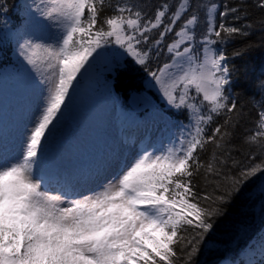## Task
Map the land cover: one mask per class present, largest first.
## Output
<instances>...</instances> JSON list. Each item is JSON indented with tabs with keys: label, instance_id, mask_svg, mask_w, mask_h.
Returning <instances> with one entry per match:
<instances>
[{
	"label": "snow or ice",
	"instance_id": "obj_1",
	"mask_svg": "<svg viewBox=\"0 0 264 264\" xmlns=\"http://www.w3.org/2000/svg\"><path fill=\"white\" fill-rule=\"evenodd\" d=\"M35 7L58 35L51 43L26 39L19 45L44 93L25 126L19 154L0 159V264H193L224 206L264 173V159L255 163V154L243 167L232 160L231 115L206 131L214 115L237 109L226 95L230 69L215 46L242 34L224 22L240 10L225 5L217 25V5L207 7L197 51L199 17L193 12L185 18L190 0H179L174 9L165 3L152 17L111 0H40ZM170 33L169 62L149 75L167 104L187 113V136L159 151L145 149L86 195L69 198L45 190L34 169L45 162L52 130L92 61L112 45L145 66ZM244 143L264 153V106ZM198 181L211 191L198 193Z\"/></svg>",
	"mask_w": 264,
	"mask_h": 264
},
{
	"label": "rangeland",
	"instance_id": "obj_2",
	"mask_svg": "<svg viewBox=\"0 0 264 264\" xmlns=\"http://www.w3.org/2000/svg\"><path fill=\"white\" fill-rule=\"evenodd\" d=\"M38 3L40 0H19L18 16L24 21L14 30L0 22V45L12 41L11 55L6 59L9 68L0 56V159L4 161L19 154L25 126L44 93L38 84V75L20 56L19 45L26 39L51 43L58 35L55 29L44 24L35 7ZM125 57L118 46L109 45L106 53L94 59L79 78L60 122L49 137L47 158L34 169L37 176L51 174L58 185L44 186L45 190L69 194V198L86 195L98 190L106 178L141 153L140 140L144 143L149 137L151 150L159 151L177 144L191 130L189 119L188 122L175 120L164 113L163 108L171 107L157 91L150 75L145 87L157 93L160 103L144 93L137 95L134 108H119L120 100L113 94L107 75ZM255 196L260 197L256 206L257 224L264 217V181L255 190ZM254 230L251 226L238 228L236 237L227 245L225 258L217 264H256L264 257V238L256 240L261 230ZM254 232L258 235L255 240L250 238L245 247L241 245L237 249L240 241L244 243ZM239 253L242 262L232 258Z\"/></svg>",
	"mask_w": 264,
	"mask_h": 264
},
{
	"label": "trees",
	"instance_id": "obj_3",
	"mask_svg": "<svg viewBox=\"0 0 264 264\" xmlns=\"http://www.w3.org/2000/svg\"><path fill=\"white\" fill-rule=\"evenodd\" d=\"M18 1L0 0V22L9 19L11 26L17 27L24 21L22 17L18 16L20 6ZM111 2L113 4L117 2L133 4L141 9L147 17H152L161 5L167 3L170 9H174L179 0H111ZM190 4L191 7L185 18L193 12L199 17L198 25L195 28L196 47L198 48L201 47L200 36L206 29L207 7L212 4L217 5V25L221 22L219 12L225 10V5L228 8L240 10L235 15H228L224 22L228 26L241 28L242 34L235 35L227 42L215 46L219 52L224 54V63L230 69V84L226 88V95L230 101L236 102L237 109L231 114L214 115L213 122L207 126L206 131L210 134L217 124H223L224 120L231 115L232 125H235L234 127L229 126V130L233 133L231 140L232 160L237 161L243 167L253 163L249 156L255 154V163H259L261 159H264V153H261L256 145L244 143V137L251 135L255 130L257 113L261 106H264V7H260V0H190ZM107 14L108 11H105L104 15ZM237 16L239 19L236 18ZM165 23H167V18H165ZM180 23H183V20ZM179 26L178 24L177 30ZM158 31L160 29L154 30L151 35L155 37ZM173 39L174 36L170 33L158 50L159 55H156L154 51L145 66H139L131 58L125 57L117 63L113 72L107 75L115 95L120 99L122 108L130 109L128 98L133 92L154 96L153 98L160 103L157 93L147 89L145 82L150 71H155L158 66L169 62L170 54L165 45L171 43ZM0 50L1 56L4 58L3 61L7 62L9 66L10 63L6 59L12 51L11 45L5 42ZM163 111L172 119L188 122V116L184 110L176 112L172 108H163ZM211 147L210 145L209 150ZM208 155H210V151L202 153V158H206ZM232 160L229 161V165L232 164ZM263 181L264 173L257 174L224 206V215L215 219L214 228L201 246L200 251L193 258V264H217L224 259L227 245L236 237L234 236L235 232L240 227L248 228L251 226L259 231L264 229V217L256 224V206L260 197L255 196V190ZM196 190L198 193H203L205 191L210 192L211 188H205L203 182L198 181ZM251 233L244 243L240 241L237 249L241 245L245 247L251 240L250 238L258 236L256 232L252 235ZM259 236L257 240H260L261 235ZM232 258H236L239 262L243 260L241 253L232 256ZM179 264H183V262L180 261ZM257 264H264V257L258 260Z\"/></svg>",
	"mask_w": 264,
	"mask_h": 264
},
{
	"label": "bare ground",
	"instance_id": "obj_4",
	"mask_svg": "<svg viewBox=\"0 0 264 264\" xmlns=\"http://www.w3.org/2000/svg\"><path fill=\"white\" fill-rule=\"evenodd\" d=\"M143 139H145V138H143ZM140 141H143V140H140ZM139 141V146L140 147H138V149L141 151V152H143L145 149H148V150H151V146H150V144H149V137H148V139H146L145 140V142L143 143V142H140Z\"/></svg>",
	"mask_w": 264,
	"mask_h": 264
},
{
	"label": "water",
	"instance_id": "obj_5",
	"mask_svg": "<svg viewBox=\"0 0 264 264\" xmlns=\"http://www.w3.org/2000/svg\"><path fill=\"white\" fill-rule=\"evenodd\" d=\"M131 101H130V103H131V105L134 107L135 106V104H136V100L138 99L137 98V94L136 93H133L132 95H131Z\"/></svg>",
	"mask_w": 264,
	"mask_h": 264
}]
</instances>
